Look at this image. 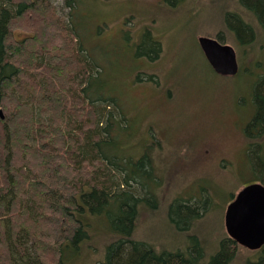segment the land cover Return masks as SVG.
<instances>
[{
  "label": "trees",
  "instance_id": "trees-1",
  "mask_svg": "<svg viewBox=\"0 0 264 264\" xmlns=\"http://www.w3.org/2000/svg\"><path fill=\"white\" fill-rule=\"evenodd\" d=\"M43 1L0 0V264H66L80 257L100 224L112 237L96 264H231L239 243L229 235L212 254L196 235L175 250L134 237L141 207L156 197L151 156L123 147L130 118L118 96L96 87L102 63L86 47L83 15L69 23L48 17L55 8ZM78 3L66 0L73 17ZM239 3L264 32V0ZM225 22L241 43L256 33L237 13ZM141 37L138 53L152 42L144 54L158 57L160 41L150 30ZM253 102L244 132L252 182L264 184V74ZM171 209L180 230L189 225L181 226L178 214H200L187 200L178 213ZM255 252L246 264H264V245Z\"/></svg>",
  "mask_w": 264,
  "mask_h": 264
},
{
  "label": "rangeland",
  "instance_id": "rangeland-1",
  "mask_svg": "<svg viewBox=\"0 0 264 264\" xmlns=\"http://www.w3.org/2000/svg\"><path fill=\"white\" fill-rule=\"evenodd\" d=\"M47 1L41 6L55 8L54 14L47 10L48 17L56 14L69 23L83 15L86 47L102 63L96 87L118 96L130 118L123 147L135 157L151 156L157 199L141 207L134 237L175 250L196 235L206 253H214L229 235L228 204L256 175L244 132L255 112L254 83L264 74V32L254 15L239 0H172L174 5L167 0H81L73 17L66 0ZM227 13L253 25L250 42L241 43L228 29ZM145 30L161 43L154 59L144 54L152 42L138 53ZM218 33L236 49L240 69L235 75L216 72L199 45V36ZM182 200L200 212L196 218L188 210L178 214L180 225H189L185 230L169 217ZM98 227L80 257L66 264H96L103 257L112 236ZM255 253L239 244L231 264H246Z\"/></svg>",
  "mask_w": 264,
  "mask_h": 264
},
{
  "label": "water",
  "instance_id": "water-1",
  "mask_svg": "<svg viewBox=\"0 0 264 264\" xmlns=\"http://www.w3.org/2000/svg\"><path fill=\"white\" fill-rule=\"evenodd\" d=\"M198 42L212 68L222 75H235L240 65L236 49L217 37L201 35ZM226 230L240 245L256 250L264 245V184L243 187L228 204Z\"/></svg>",
  "mask_w": 264,
  "mask_h": 264
},
{
  "label": "flooded vegetation",
  "instance_id": "flooded-vegetation-1",
  "mask_svg": "<svg viewBox=\"0 0 264 264\" xmlns=\"http://www.w3.org/2000/svg\"><path fill=\"white\" fill-rule=\"evenodd\" d=\"M232 200H233V199H232ZM232 200H231V201H232Z\"/></svg>",
  "mask_w": 264,
  "mask_h": 264
}]
</instances>
